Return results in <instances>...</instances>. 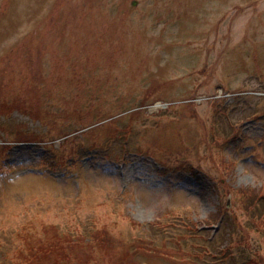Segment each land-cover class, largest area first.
<instances>
[{
    "label": "rangeland",
    "instance_id": "374dc122",
    "mask_svg": "<svg viewBox=\"0 0 264 264\" xmlns=\"http://www.w3.org/2000/svg\"><path fill=\"white\" fill-rule=\"evenodd\" d=\"M130 3L0 0V108L22 107L23 99L37 107L32 117L17 106L0 123L54 133L53 145L16 142L7 153L0 264H16L6 252L20 224L40 217L76 233L81 216L125 225L142 245L129 246L139 264H173L168 256L177 254L181 264H217L204 253L207 237L214 253L229 244L223 226L245 215L231 210L237 192L264 194V0ZM87 54L91 68L80 84L76 66ZM157 99L171 106L157 109ZM66 135L65 149L78 156L61 169ZM187 159L191 170L168 168ZM120 216L144 227L134 230ZM182 233L198 247L177 248L170 238ZM251 241L259 246L257 235ZM82 249L95 256L90 264L116 261ZM240 249L244 264L253 250Z\"/></svg>",
    "mask_w": 264,
    "mask_h": 264
},
{
    "label": "trees",
    "instance_id": "16d2710c",
    "mask_svg": "<svg viewBox=\"0 0 264 264\" xmlns=\"http://www.w3.org/2000/svg\"><path fill=\"white\" fill-rule=\"evenodd\" d=\"M52 94H56V92L53 91ZM10 104H7V108H4L3 111H9L13 106L17 107V104ZM22 106L24 109L27 107L26 100L24 101V99ZM34 107L37 109L36 105ZM11 131V126H7L6 124L5 126H0V137H2L1 132H4L5 135L10 136L12 139H40L43 137L41 134L17 132V130ZM66 141L68 140L66 139L59 151L57 150L58 156L64 161L70 154L65 149ZM0 157L2 158L1 151ZM64 161L62 164L65 163ZM0 166V169L8 170V167L2 161H0ZM257 194L258 192L255 190L251 192L248 188H241V191L237 192L236 200L238 207L240 209H246V218L248 217L250 226H247V230L241 238L237 237L236 232L232 231L229 234L231 242L221 250V254L224 255L223 258L226 260L232 256L231 248L245 245L246 248L253 250L252 255L248 253L245 264H264V194H260L259 196ZM248 197L249 200L247 199ZM255 197H257L256 200ZM134 225L138 224L134 222ZM240 225L242 224H239L236 228L239 229ZM192 228L195 229L196 226ZM76 230L78 231L76 233L64 232L62 226L53 225L45 219L37 217L20 224L15 230L11 240L13 247L6 252V257L10 258L16 264H49L50 262L52 264H61L62 260L66 264H89L91 261L90 257L93 256V253H84L82 247L86 246L88 248L96 247L106 255L116 257V262L113 264H129L126 261L129 253L122 250L124 238L113 235L109 223H103L101 226H97L96 229L90 231L89 235L81 232L77 226ZM252 233H256L259 236L260 245L255 249L252 247L250 238ZM179 235L185 239V242L188 241L189 235L187 233ZM89 236H91V239L87 240ZM3 242L4 239L0 236V243ZM121 250L122 253L119 254ZM204 251L205 254L216 257L215 253L209 248L206 247ZM93 259H95V256Z\"/></svg>",
    "mask_w": 264,
    "mask_h": 264
},
{
    "label": "bare ground",
    "instance_id": "6f19581e",
    "mask_svg": "<svg viewBox=\"0 0 264 264\" xmlns=\"http://www.w3.org/2000/svg\"><path fill=\"white\" fill-rule=\"evenodd\" d=\"M24 133H27V131L23 130ZM29 133V132H28Z\"/></svg>",
    "mask_w": 264,
    "mask_h": 264
}]
</instances>
